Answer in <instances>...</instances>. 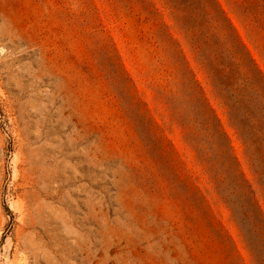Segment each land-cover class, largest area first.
<instances>
[{"label": "rangeland", "instance_id": "374dc122", "mask_svg": "<svg viewBox=\"0 0 264 264\" xmlns=\"http://www.w3.org/2000/svg\"><path fill=\"white\" fill-rule=\"evenodd\" d=\"M218 1L264 71V0L250 2L251 16L241 0ZM148 6L163 4L0 0V264H264L207 186L184 121L157 99L180 85L177 40L208 97L219 96L186 29L165 10L157 21L174 37L157 33L140 21Z\"/></svg>", "mask_w": 264, "mask_h": 264}, {"label": "trees", "instance_id": "16d2710c", "mask_svg": "<svg viewBox=\"0 0 264 264\" xmlns=\"http://www.w3.org/2000/svg\"><path fill=\"white\" fill-rule=\"evenodd\" d=\"M146 1L142 0V3ZM158 1L163 4L164 11L148 6L145 11L149 16H140V21L146 19L155 26L157 33L173 39L175 30L172 24L157 21L162 12L169 10L177 24L186 29L193 52L201 60L200 67L219 98L213 94L208 97L205 87L197 79L196 70L191 67L184 46L177 40L174 42L180 85L170 97L158 93L157 99L166 105V112L172 113L174 120L184 121L187 148L195 156V145L205 158L201 167L207 186L211 190L215 188L228 200L233 220L251 251L264 257V200L242 171L234 155L232 139L213 104L217 102L226 113L234 137L241 143L245 159L255 171L252 176L263 182L264 193V71L218 0H214L219 12L217 20L204 0ZM246 1L241 0L242 8L251 16L252 0ZM195 3L197 8L192 10ZM260 29L264 41V26ZM256 49L262 52L259 46Z\"/></svg>", "mask_w": 264, "mask_h": 264}]
</instances>
